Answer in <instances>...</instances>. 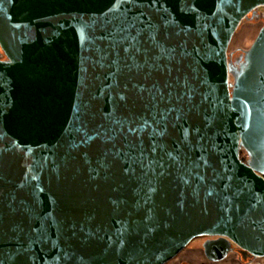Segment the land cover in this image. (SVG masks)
<instances>
[{"label": "water", "instance_id": "water-1", "mask_svg": "<svg viewBox=\"0 0 264 264\" xmlns=\"http://www.w3.org/2000/svg\"><path fill=\"white\" fill-rule=\"evenodd\" d=\"M260 7L0 0V264L264 257Z\"/></svg>", "mask_w": 264, "mask_h": 264}, {"label": "rangeland", "instance_id": "rangeland-1", "mask_svg": "<svg viewBox=\"0 0 264 264\" xmlns=\"http://www.w3.org/2000/svg\"><path fill=\"white\" fill-rule=\"evenodd\" d=\"M262 23H263L262 21H255V20L243 21V23L239 26L237 31L233 34L229 47H228V51H233L237 48H244V49L248 48L253 42ZM2 57H3V54L0 52V58ZM201 241H202V238H198V237L194 238L182 250L181 257L183 259L190 261L192 264H240L237 261H235L234 255H230L227 259L217 261V262L205 261V259H202L200 255L198 254L193 255L192 248L200 247ZM171 261H174L175 263L176 260L173 258ZM171 261H169L168 263H170ZM257 261L261 264H264V257L257 258Z\"/></svg>", "mask_w": 264, "mask_h": 264}, {"label": "flooded vegetation", "instance_id": "flooded-vegetation-1", "mask_svg": "<svg viewBox=\"0 0 264 264\" xmlns=\"http://www.w3.org/2000/svg\"><path fill=\"white\" fill-rule=\"evenodd\" d=\"M263 11H264V7H260L258 9L259 13H262ZM259 21H262V19H260ZM239 55H240V53H234L233 58H237ZM218 237L219 236H201V237H198V238H202L201 246L192 248V254L193 255L198 254L203 259H205V261L211 262L209 259H207V257L203 253L202 243L205 240H207V239L212 240V239H217ZM181 252L174 258L176 260V264H192L190 261H188L186 259H183L181 257ZM230 255H234L235 261H237L240 264H255V263H258L257 259H252V258H250V256L247 253L239 252L238 250H236L235 252L230 253L225 259H227ZM225 259H223V260H225Z\"/></svg>", "mask_w": 264, "mask_h": 264}, {"label": "crops", "instance_id": "crops-1", "mask_svg": "<svg viewBox=\"0 0 264 264\" xmlns=\"http://www.w3.org/2000/svg\"><path fill=\"white\" fill-rule=\"evenodd\" d=\"M197 258V257H196ZM195 258V259H196ZM203 259V258H202ZM202 259H200V260H202ZM171 262H173V263H171ZM170 263H167V264H176V261H175V263H174V261H171Z\"/></svg>", "mask_w": 264, "mask_h": 264}, {"label": "trees", "instance_id": "trees-1", "mask_svg": "<svg viewBox=\"0 0 264 264\" xmlns=\"http://www.w3.org/2000/svg\"><path fill=\"white\" fill-rule=\"evenodd\" d=\"M0 52L2 53L1 49H0ZM242 155L245 157V152H242Z\"/></svg>", "mask_w": 264, "mask_h": 264}]
</instances>
